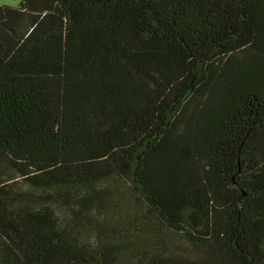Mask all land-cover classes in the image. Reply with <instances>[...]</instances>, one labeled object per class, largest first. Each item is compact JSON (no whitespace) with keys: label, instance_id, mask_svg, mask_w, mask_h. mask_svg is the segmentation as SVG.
<instances>
[{"label":"trees","instance_id":"trees-1","mask_svg":"<svg viewBox=\"0 0 264 264\" xmlns=\"http://www.w3.org/2000/svg\"><path fill=\"white\" fill-rule=\"evenodd\" d=\"M0 264H264V0L0 5Z\"/></svg>","mask_w":264,"mask_h":264},{"label":"rangeland","instance_id":"rangeland-1","mask_svg":"<svg viewBox=\"0 0 264 264\" xmlns=\"http://www.w3.org/2000/svg\"><path fill=\"white\" fill-rule=\"evenodd\" d=\"M21 0H0V5L6 4L11 6H17ZM170 249L178 254H187V248L183 243L175 242L170 246Z\"/></svg>","mask_w":264,"mask_h":264}]
</instances>
